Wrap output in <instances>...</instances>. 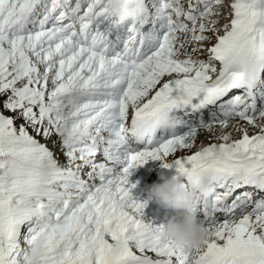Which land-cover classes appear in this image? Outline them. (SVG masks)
Masks as SVG:
<instances>
[{"label":"snow or ice","instance_id":"obj_1","mask_svg":"<svg viewBox=\"0 0 264 264\" xmlns=\"http://www.w3.org/2000/svg\"><path fill=\"white\" fill-rule=\"evenodd\" d=\"M150 160L203 246L143 218ZM0 264H264V0H0Z\"/></svg>","mask_w":264,"mask_h":264},{"label":"clouds","instance_id":"obj_2","mask_svg":"<svg viewBox=\"0 0 264 264\" xmlns=\"http://www.w3.org/2000/svg\"><path fill=\"white\" fill-rule=\"evenodd\" d=\"M197 193L174 176L146 187V200L154 201L163 213V235L177 246H203L210 232L193 210Z\"/></svg>","mask_w":264,"mask_h":264},{"label":"bare ground","instance_id":"obj_3","mask_svg":"<svg viewBox=\"0 0 264 264\" xmlns=\"http://www.w3.org/2000/svg\"><path fill=\"white\" fill-rule=\"evenodd\" d=\"M111 39H115L114 36L111 37ZM182 115V113H181ZM208 113L205 112V118L207 119ZM235 124V121H230V127L229 129H226L224 131L231 132V138L233 140L240 138V134L235 130L232 125ZM252 129L249 128V133H252ZM220 132V129L217 128L216 132L213 133V136L218 134ZM208 133L202 132L201 135L197 138L196 140V147L192 148L191 150L188 151H179L175 154L176 157L184 156L187 154H191L198 150L199 147H201V141H203L204 145H207L209 143V140L206 139ZM214 142L219 143L221 141L215 140ZM51 147V145H49ZM173 157H169L168 159L171 160ZM102 159V158H98ZM119 167V166H117ZM171 171H175V169H166L161 166V161H148L144 165L138 167L133 171L132 176L130 177V183H136L139 181L137 184L136 188L132 190V195L134 198H138L141 201L146 200V187L148 185H151L153 183H159L162 182L163 178L166 177L167 174H169ZM95 183H99L97 180ZM230 203V201H229ZM248 211L252 210V206L247 207ZM144 212V219L146 222L154 221L157 224L163 223V213L162 210H158V205L154 201H148L147 207L143 210ZM220 220L222 221L225 218L224 213H218L217 214ZM201 215L198 213V219L201 222Z\"/></svg>","mask_w":264,"mask_h":264},{"label":"rangeland","instance_id":"obj_4","mask_svg":"<svg viewBox=\"0 0 264 264\" xmlns=\"http://www.w3.org/2000/svg\"><path fill=\"white\" fill-rule=\"evenodd\" d=\"M221 22H223V21H221ZM220 34H223V33L221 32ZM217 67H219V65H217ZM245 211L247 212L248 211V208H246Z\"/></svg>","mask_w":264,"mask_h":264}]
</instances>
